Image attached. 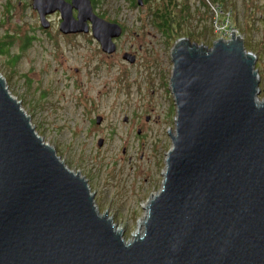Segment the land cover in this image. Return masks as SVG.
<instances>
[{"label": "water", "instance_id": "1", "mask_svg": "<svg viewBox=\"0 0 264 264\" xmlns=\"http://www.w3.org/2000/svg\"><path fill=\"white\" fill-rule=\"evenodd\" d=\"M31 3L43 28L57 10L61 32L90 30L103 51L116 49L122 25L95 12L91 0ZM170 58L171 145L142 231L130 239L98 210L85 175L36 131L0 73V264H264L256 55L232 31L210 46L179 36Z\"/></svg>", "mask_w": 264, "mask_h": 264}, {"label": "rangeland", "instance_id": "2", "mask_svg": "<svg viewBox=\"0 0 264 264\" xmlns=\"http://www.w3.org/2000/svg\"><path fill=\"white\" fill-rule=\"evenodd\" d=\"M31 1L0 0V35L13 33L11 53L21 54L11 67L0 53V73L36 131L69 168L85 175L98 210L130 239L139 226L142 231L147 199L161 186L171 145L168 130H174L176 105L168 82L174 41L186 36L210 46L215 38L238 32L256 55L261 97L264 0H187L190 24H181L170 41L149 23L146 5L99 0L95 12L126 26L109 54L90 32H61L59 13L43 28ZM27 34L34 38L22 49ZM124 50L136 53L133 61L122 56ZM97 114L99 122L93 121Z\"/></svg>", "mask_w": 264, "mask_h": 264}, {"label": "trees", "instance_id": "3", "mask_svg": "<svg viewBox=\"0 0 264 264\" xmlns=\"http://www.w3.org/2000/svg\"><path fill=\"white\" fill-rule=\"evenodd\" d=\"M97 1L99 0H92V4L94 5ZM178 1L179 0H145L146 10H148L152 16V19L148 20L149 23L154 27L155 31L160 32L168 41L172 39L173 35L179 32L178 30L181 28V24H190L188 22L190 8L187 0H182L180 4H178ZM128 2L132 6L138 5V0H128ZM203 2L207 4L206 0H203ZM10 5V2H8L6 8L9 9ZM101 15H103V13H101ZM189 34L192 35V31H189ZM33 38V35L27 34L23 44H21V48H26ZM14 43L15 35L13 33L4 32L0 35V53L7 55V62L11 67L16 64L21 56L19 52L11 53V48ZM26 79L29 80V77H26ZM94 120L95 119H93V121Z\"/></svg>", "mask_w": 264, "mask_h": 264}, {"label": "flooded vegetation", "instance_id": "4", "mask_svg": "<svg viewBox=\"0 0 264 264\" xmlns=\"http://www.w3.org/2000/svg\"><path fill=\"white\" fill-rule=\"evenodd\" d=\"M140 3V5H145L146 4V2H145V0H141V2H139ZM36 10V9H35ZM37 11V10H36ZM53 13H59V11H53V12H51V13H49V14H47V17H48V19L49 20H52V19H50V17H51V15L53 14ZM74 14H76V10L74 9ZM58 20V26H59V23H60V20H61V18H60V14H59V18L57 19ZM120 24L122 25V23L120 22ZM124 28H125V26L124 25H122V32L124 31ZM88 32H90V30L89 31H87V32H70V33H65V34H68V35H77V34H79V33H88ZM91 33V32H90ZM122 34V33H121ZM120 34V35H121ZM119 35V36H120ZM118 38V36L115 38V41H116V39ZM126 50H124L123 51V53L125 52ZM128 51V50H127ZM133 55H135V57H136V53H134V52H131ZM107 54H109V53H107ZM98 115V114H97ZM95 120H96V118H95Z\"/></svg>", "mask_w": 264, "mask_h": 264}, {"label": "bare ground", "instance_id": "5", "mask_svg": "<svg viewBox=\"0 0 264 264\" xmlns=\"http://www.w3.org/2000/svg\"><path fill=\"white\" fill-rule=\"evenodd\" d=\"M140 225H142V221H141ZM115 227H116V226H115ZM142 227H143V225H142ZM140 228H141V226H139V231H140Z\"/></svg>", "mask_w": 264, "mask_h": 264}]
</instances>
